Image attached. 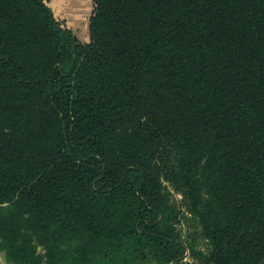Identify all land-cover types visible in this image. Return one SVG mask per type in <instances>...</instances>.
Wrapping results in <instances>:
<instances>
[{"label": "trees", "instance_id": "trees-1", "mask_svg": "<svg viewBox=\"0 0 264 264\" xmlns=\"http://www.w3.org/2000/svg\"><path fill=\"white\" fill-rule=\"evenodd\" d=\"M47 1L0 0L6 259L264 264V0H92L86 43Z\"/></svg>", "mask_w": 264, "mask_h": 264}, {"label": "rangeland", "instance_id": "rangeland-1", "mask_svg": "<svg viewBox=\"0 0 264 264\" xmlns=\"http://www.w3.org/2000/svg\"><path fill=\"white\" fill-rule=\"evenodd\" d=\"M48 5L52 8L55 17L65 26L69 27L82 43L89 41V21L93 14L94 4L92 0H48ZM83 3V4H82ZM166 189L170 192V202L180 209L181 214L177 223L178 230L181 231L186 240L196 239L197 248L205 249V240L198 236L197 222L186 210V200L174 190L169 183L164 182ZM39 250H42L39 247ZM190 252L185 261H191ZM0 264H11L3 251H0Z\"/></svg>", "mask_w": 264, "mask_h": 264}, {"label": "built area", "instance_id": "built-area-1", "mask_svg": "<svg viewBox=\"0 0 264 264\" xmlns=\"http://www.w3.org/2000/svg\"><path fill=\"white\" fill-rule=\"evenodd\" d=\"M187 254H188V250L186 251V256H187ZM186 256H185V258H184V259H186Z\"/></svg>", "mask_w": 264, "mask_h": 264}, {"label": "bare ground", "instance_id": "bare-ground-1", "mask_svg": "<svg viewBox=\"0 0 264 264\" xmlns=\"http://www.w3.org/2000/svg\"><path fill=\"white\" fill-rule=\"evenodd\" d=\"M83 4V3H82Z\"/></svg>", "mask_w": 264, "mask_h": 264}]
</instances>
